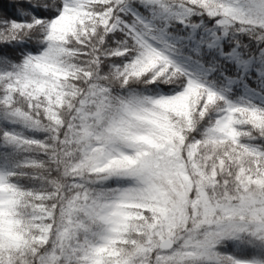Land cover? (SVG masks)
<instances>
[{
    "label": "snow or ice",
    "instance_id": "obj_1",
    "mask_svg": "<svg viewBox=\"0 0 264 264\" xmlns=\"http://www.w3.org/2000/svg\"><path fill=\"white\" fill-rule=\"evenodd\" d=\"M0 264H264V0H0Z\"/></svg>",
    "mask_w": 264,
    "mask_h": 264
}]
</instances>
